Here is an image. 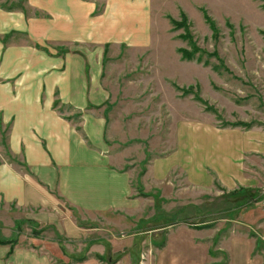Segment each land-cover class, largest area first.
<instances>
[{"label": "rangeland", "instance_id": "1", "mask_svg": "<svg viewBox=\"0 0 264 264\" xmlns=\"http://www.w3.org/2000/svg\"><path fill=\"white\" fill-rule=\"evenodd\" d=\"M11 1L0 5L27 9L25 0ZM151 9L146 37L123 44L120 52L109 47L102 73L111 95L105 106L108 149L128 156L141 210L95 217L54 191L62 217L84 230L73 238L57 224L34 221L28 209L2 202L0 241L44 253L52 264H228L220 252L224 240L232 232H259L248 221L249 211L264 212L262 200H248L264 189V153L250 155L248 162L260 188L239 194L218 181L214 187L192 186L181 169L157 182L149 167L186 127L264 133V0H152ZM7 132L0 124L1 156ZM197 236L200 246L194 248L191 238Z\"/></svg>", "mask_w": 264, "mask_h": 264}, {"label": "crops", "instance_id": "2", "mask_svg": "<svg viewBox=\"0 0 264 264\" xmlns=\"http://www.w3.org/2000/svg\"><path fill=\"white\" fill-rule=\"evenodd\" d=\"M151 5L152 0H27L28 15L0 5V124L8 126L6 151L15 161L0 155V204L26 208L34 221L57 224L73 238L84 230L62 217L54 191L95 217L141 210L143 198L134 197L128 156L108 149L105 106L111 95L102 73L109 47L120 52L123 44L146 37ZM57 99L72 109L54 108ZM185 129L173 148L160 150L151 161L154 181L169 180L172 170L181 169L195 187H214L218 181L232 194L260 188L261 181L248 174V162L250 155L264 153L262 131L214 125ZM142 181L146 188V172ZM258 192L264 195L263 188ZM249 214V226L259 232H232L224 240L220 252L228 264H264V221H258L264 212ZM198 236L191 238L194 248L200 246ZM0 263L52 261L34 249L0 244Z\"/></svg>", "mask_w": 264, "mask_h": 264}, {"label": "trees", "instance_id": "3", "mask_svg": "<svg viewBox=\"0 0 264 264\" xmlns=\"http://www.w3.org/2000/svg\"><path fill=\"white\" fill-rule=\"evenodd\" d=\"M6 2L8 3V4H10V2H12L11 0H6ZM25 2H27V0H25ZM15 3V1H13L11 4H14ZM1 8L3 9V10H5V11H8V12H15V11H22V12H24L25 14H27L28 15V10L27 9H25L24 7L23 8H20V7H17V6H14V7H11V8H6L4 5H1ZM16 37H18L19 39H26V35H24V34H16L15 35ZM7 38V37H6ZM6 38H5V41H6ZM29 42V41H28ZM30 43V42H29ZM37 48H39L38 46H37ZM63 107H66V108H68V109H72L71 107H68V106H63ZM63 107H61V102H60V100H56L55 101V103H54V108H56V109H60V108H63ZM87 142H88V145L90 146V147H92V145H91V143H89V141L87 140ZM4 157L6 158V160L9 162V163H15V161H14V158L9 154V153H7V152H5L4 153ZM252 199L253 200H257V202H260L261 200H263L264 199V195L262 194H260V196H258V198H254V197H252ZM0 244L1 245H9V244H11V246H15V243H13V242H11V241H9V242H3V241H0Z\"/></svg>", "mask_w": 264, "mask_h": 264}, {"label": "built area", "instance_id": "4", "mask_svg": "<svg viewBox=\"0 0 264 264\" xmlns=\"http://www.w3.org/2000/svg\"><path fill=\"white\" fill-rule=\"evenodd\" d=\"M261 206L264 208V199L261 201Z\"/></svg>", "mask_w": 264, "mask_h": 264}]
</instances>
